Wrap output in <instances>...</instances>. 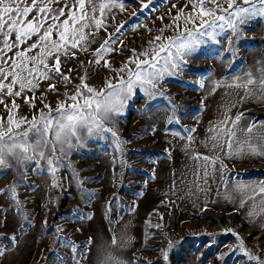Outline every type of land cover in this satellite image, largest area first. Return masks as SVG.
I'll list each match as a JSON object with an SVG mask.
<instances>
[{"label":"rangeland","instance_id":"obj_1","mask_svg":"<svg viewBox=\"0 0 264 264\" xmlns=\"http://www.w3.org/2000/svg\"><path fill=\"white\" fill-rule=\"evenodd\" d=\"M127 3L132 5L133 0ZM155 3V11L138 18H133L131 13L140 12L139 7L129 6L126 12L115 10V19L108 20L107 32L103 29L97 32L90 49L98 48L109 34L114 35V28L120 23L135 20L139 27L122 29L119 36L122 43L114 41L111 45L114 51L105 56L113 68H120L132 49L142 51L157 30L170 23L168 18L161 21L158 17H167L170 9L174 15L172 4L180 7L184 0L179 3L155 0ZM219 40L220 43L202 45L181 73L165 78L161 85L164 96L150 99L137 90L123 113L115 117V128L126 142L120 157L123 166L117 163L113 168L116 154L110 133L88 137L82 145L68 150L65 166L56 173L59 187L52 186L46 162L18 164L9 159L11 167L0 169V249H3L0 264H75L77 259L81 264H96L97 254L102 250L125 264L131 261L257 264L241 251L217 259L218 253H229V249L238 246L233 235L223 233L225 229L238 233L244 247L264 264L261 227L264 215L249 218L251 201L240 207L239 194L231 199L226 195L237 180L264 182V161L225 158L229 174L221 178L217 172L211 190L205 193L197 189L195 205L191 198L197 180L193 175L196 162L190 159L191 153L195 150L209 154L201 144L206 140L210 123L221 116L226 102L236 105L230 112L233 117L241 112L245 114L242 124H247L248 118L264 121V103L253 99L240 102L241 90L220 87L209 94L213 81L231 80L250 69L255 72L258 64L264 63V17H256L241 26L239 38H233L232 51H222L228 44L224 37ZM89 59H92L90 53H78L76 60L69 59L63 67L65 74L68 68L74 69L73 85L80 82L85 70L90 76L87 83L92 86L102 85L106 77L113 75L102 66L103 61L88 64ZM77 60L85 61L84 68L78 66ZM201 81L203 88L199 87ZM49 83H40L35 101L31 93L27 94L37 109L43 106L41 101L53 104L56 101L54 93L43 95ZM51 83L60 92L66 90L59 80ZM168 98L171 104L179 105L175 112L179 123H168V117L173 114ZM17 103L19 115L30 118L36 111L24 102V97L18 98ZM6 115L0 106V116ZM186 129H195L191 142L186 138ZM189 144L186 149L185 145ZM13 183L15 198L8 191ZM149 223L160 227H148ZM131 224L136 229L128 230ZM58 228L63 230L57 233ZM114 235L125 241L123 247L111 245ZM13 236L15 241L10 239ZM58 236L74 243L76 250L69 244L57 243ZM90 238L91 251L86 247ZM162 249L168 251L167 260Z\"/></svg>","mask_w":264,"mask_h":264},{"label":"snow or ice","instance_id":"obj_2","mask_svg":"<svg viewBox=\"0 0 264 264\" xmlns=\"http://www.w3.org/2000/svg\"><path fill=\"white\" fill-rule=\"evenodd\" d=\"M129 6L140 8V12L131 13L133 18L156 10L155 0H133L132 5H128L127 0H0V106L7 113L0 116V169L11 167L10 158L18 164L44 161L52 186L59 187L56 173L65 166L63 161L68 150L82 145L88 137L104 133H110L112 138L116 154L112 160L113 168L117 163L123 166L120 157L126 142L120 139L115 128V117L123 113L136 91L150 99L164 96L162 82L166 77L181 73L202 45L220 43L219 38L224 37L228 48L222 51H232L233 38H239L241 26L256 17H264V0H184L180 7L174 3V15L170 9L167 17H158L161 21L168 18L170 23L160 27L142 51L132 49L129 59L117 69L105 56L114 51L111 47L114 41L122 43L119 41L122 29L139 27L135 20H126L116 26L115 34H109L98 48L91 50L90 45L97 32L101 29L107 32L109 18L115 19L113 12H126ZM166 32L169 34L165 35ZM78 53L91 54L92 59L86 61L88 64L103 61L102 66L113 75L106 77L102 85L92 86L87 83L90 76L85 70L79 77L80 82L73 85L71 73L74 69L68 68L67 74L62 69L69 59L76 60ZM76 63L80 68L85 66V61L77 60ZM56 80L64 83V92L51 83ZM42 81H50L43 95L54 93L56 101L54 104L41 101L43 106L37 109L27 94L31 93L32 101H35L36 90ZM199 87H204L202 81ZM220 87L241 90L240 102L253 99L264 103V63L258 64L255 72L250 69L243 75H234L231 80L213 81L209 94ZM20 97L36 109L30 118L19 115L17 99ZM168 99L173 113L168 117V123H179L175 116L179 105L171 104V98ZM235 106V103L225 104L221 116L210 123L204 141L209 154L202 155L195 150L191 153L190 159L196 162L193 175L197 180L194 183L199 191L207 193L211 190L209 181L215 180L217 172L221 178L229 174L225 158H260L264 161V121L248 118V123L242 124L246 118L243 112L234 117L230 115ZM194 131L185 130L190 142ZM185 147L189 148L190 144ZM8 191L15 198V183ZM235 194H239L240 207L251 201L249 218L264 215V182L237 180L226 193L230 199ZM147 226L160 227L150 223ZM261 227L264 230V225ZM62 230L58 228L56 232ZM223 233L233 235L238 246L229 249V253H218V260L241 251L248 260L260 264V257L244 247L245 242L238 233L232 229H225ZM10 239L15 241L14 236ZM61 242L76 250L74 243L58 236L57 243ZM212 242L210 240L209 244ZM124 243L115 235L111 239L112 246L123 247ZM91 244L90 238L86 244L89 251ZM161 252L167 260L168 251L162 249ZM2 254L3 249H0ZM81 256H84L83 252ZM75 264H81V260L77 259ZM96 264L125 262L102 250L97 254ZM129 264L147 262L131 261Z\"/></svg>","mask_w":264,"mask_h":264},{"label":"crops","instance_id":"obj_3","mask_svg":"<svg viewBox=\"0 0 264 264\" xmlns=\"http://www.w3.org/2000/svg\"><path fill=\"white\" fill-rule=\"evenodd\" d=\"M226 104H228L227 102H226ZM202 145V147L204 148V149H207L208 150V148L205 146V143L204 144H201ZM212 181L213 180H210L209 181V183H210V186L212 185ZM206 195V194H205ZM191 198H192V200H193V202H194V204L193 205H195L196 203H198V201H197V198H198V190H197V188H196V191L194 190V193L192 194V196H191ZM195 201H196V203H195ZM187 207V206H186ZM134 229H136L135 227H134V225L133 224H131L129 227H128V230H134ZM128 233H129V231H128Z\"/></svg>","mask_w":264,"mask_h":264}]
</instances>
